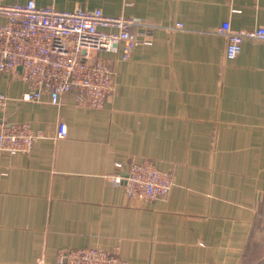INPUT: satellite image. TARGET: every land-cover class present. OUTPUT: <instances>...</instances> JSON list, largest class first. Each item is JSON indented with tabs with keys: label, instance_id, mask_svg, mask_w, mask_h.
<instances>
[{
	"label": "crops",
	"instance_id": "1",
	"mask_svg": "<svg viewBox=\"0 0 264 264\" xmlns=\"http://www.w3.org/2000/svg\"><path fill=\"white\" fill-rule=\"evenodd\" d=\"M36 1L152 28L135 29L146 41L127 61L100 53L117 82L101 108L75 92L23 100L21 68L0 71L9 96L0 118L44 132L28 153L0 151V264L80 247L118 251L127 264H264V39L244 40L227 60L218 32L226 21L264 25V0ZM59 121L66 137H56ZM144 159L173 172L166 196L133 198L113 181Z\"/></svg>",
	"mask_w": 264,
	"mask_h": 264
},
{
	"label": "built area",
	"instance_id": "2",
	"mask_svg": "<svg viewBox=\"0 0 264 264\" xmlns=\"http://www.w3.org/2000/svg\"><path fill=\"white\" fill-rule=\"evenodd\" d=\"M6 21L0 25V71L21 68V77L31 85L23 100L38 101L44 92L53 103L75 92L94 108H101L115 94L116 68L102 52L113 53L116 61H127L137 43L145 42L135 29L149 33L152 25L125 14L109 15L101 7L61 10L40 6L36 0L0 3ZM177 23L175 28H181ZM218 32L226 38L227 60L236 58L246 39H264V25L234 29L224 22ZM9 96L0 93V113ZM68 127L59 121L57 138L66 137ZM44 137L29 122L0 121V151L28 153ZM122 168L123 164L118 162ZM123 184L130 197L153 200L164 197L174 185L172 173L152 160L132 162L123 174L112 177ZM39 264H127L118 251L95 247L60 249L57 258Z\"/></svg>",
	"mask_w": 264,
	"mask_h": 264
},
{
	"label": "rangeland",
	"instance_id": "3",
	"mask_svg": "<svg viewBox=\"0 0 264 264\" xmlns=\"http://www.w3.org/2000/svg\"><path fill=\"white\" fill-rule=\"evenodd\" d=\"M168 171H170V170H168ZM170 172L172 173V176H173V172H172V171H170ZM173 180H174V176H173ZM174 185H175V181H174ZM174 185H173V186H174ZM169 192H170V191H169ZM165 196H166V195H165ZM58 252H59V251H58ZM43 257L46 259L45 256H41V257L38 259L37 264H39V262L41 261V259H42ZM46 260H47V259H46ZM47 261H48V260H47ZM48 262H52V261H48Z\"/></svg>",
	"mask_w": 264,
	"mask_h": 264
},
{
	"label": "water",
	"instance_id": "4",
	"mask_svg": "<svg viewBox=\"0 0 264 264\" xmlns=\"http://www.w3.org/2000/svg\"><path fill=\"white\" fill-rule=\"evenodd\" d=\"M2 119L0 118V121H1Z\"/></svg>",
	"mask_w": 264,
	"mask_h": 264
}]
</instances>
